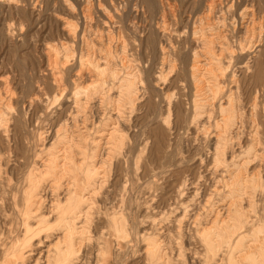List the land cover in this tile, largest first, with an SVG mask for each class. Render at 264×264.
<instances>
[{
  "label": "rangeland",
  "instance_id": "1",
  "mask_svg": "<svg viewBox=\"0 0 264 264\" xmlns=\"http://www.w3.org/2000/svg\"><path fill=\"white\" fill-rule=\"evenodd\" d=\"M258 230L264 0H0V264H264Z\"/></svg>",
  "mask_w": 264,
  "mask_h": 264
},
{
  "label": "bare ground",
  "instance_id": "2",
  "mask_svg": "<svg viewBox=\"0 0 264 264\" xmlns=\"http://www.w3.org/2000/svg\"><path fill=\"white\" fill-rule=\"evenodd\" d=\"M166 1V0H165ZM215 1V0H214ZM209 3V2H208ZM206 4V3H205ZM212 4V3H211ZM215 5V4H214ZM163 7V6H162ZM213 7V6H212ZM211 7V8H212ZM171 9V8H170ZM169 9V10H170ZM226 9V8H225ZM228 9V8H227ZM203 11V10H202ZM105 12V11H104ZM205 13V12H204ZM207 13V12H206ZM106 14V13H105ZM87 15V14H86ZM90 16V15H89ZM88 16V17H89ZM203 16V15H202ZM205 16V15H204ZM199 17V16H198ZM258 18V17H257ZM164 19V18H163ZM87 20H88V18H87ZM202 20V19H201ZM92 21V20H91ZM207 21H209V20H207ZM251 21H253V20H251ZM104 22V21H103ZM164 22V21H163ZM222 22V21H221ZM199 23V22H198ZM204 23V22H203ZM259 24V23H258ZM156 25V24H155ZM167 25V24H166ZM217 25V24H216ZM224 25V24H223ZM246 26V25H245ZM169 27V26H168ZM205 27V26H204ZM211 28V27H210ZM243 28V27H242ZM164 29V28H163ZM167 29V28H166ZM193 29V28H192ZM209 29V28H208ZM213 29V28H212ZM168 30V29H167ZM203 30V29H202ZM206 30V29H205ZM210 30V29H209ZM218 30H220V29H218ZM204 31V30H203ZM167 32V31H166ZM207 32V31H206ZM119 33V32H118ZM197 34V33H196ZM73 35V34H72ZM204 35H205V33H204ZM206 36V35H205ZM209 36V35H208ZM210 37V36H209ZM208 37V38H209ZM215 37V36H214ZM224 37V36H223ZM217 38V37H216ZM240 38V37H239ZM120 39V38H119ZM118 39V40H119ZM207 39V38H206ZM226 39V38H225ZM248 39V38H247ZM200 40V39H199ZM209 40V39H208ZM215 41H216V39H214ZM226 41V40H225ZM202 42V41H201ZM228 42V41H227ZM205 44V43H204ZM247 45V44H246ZM111 46V45H110ZM196 46V45H195ZM206 46V45H205ZM230 46V45H229ZM117 48V47H116ZM229 48V47H228ZM244 48V47H243ZM255 48V47H254ZM213 49H214V46H213ZM218 50V49H217ZM228 50V49H227ZM51 52V51H50ZM210 52V51H209ZM220 53V52H219ZM233 53H235V51L233 52ZM69 54V53H68ZM195 54V53H194ZM91 55V54H90ZM198 55V54H197ZM223 55V54H222ZM49 56V55H48ZM47 56V57H48ZM220 56H221V54H220ZM220 56H218V57H220ZM84 57V56H83ZM202 57V56H201ZM216 57H217V54H216ZM200 58V57H199ZM198 58V59H199ZM63 59V58H62ZM81 59V58H80ZM207 59V58H206ZM220 59V58H219ZM120 60V59H119ZM203 60V59H202ZM62 61V60H61ZM201 61V60H200ZM221 61V60H220ZM168 62H169V60H168ZM197 62V61H196ZM53 63V62H52ZM99 63V62H98ZM172 63V62H171ZM202 63V62H201ZM86 64V63H85ZM191 64H192V62H191ZM190 64V65H191ZM195 64V63H194ZM193 64V65H194ZM200 65V64H199ZM198 65V66H199ZM203 65V64H202ZM205 65V64H204ZM211 65H213V64H211ZM192 66V65H191ZM202 67V66H201ZM206 67V66H205ZM208 68H209V64H208V66H207ZM212 67V66H211ZM214 67V66H213ZM137 68V67H136ZM200 68V67H199ZM104 70H105V68H103ZM194 69V68H193ZM203 69V68H202ZM204 69H206V68H204ZM214 69V68H213ZM82 70V69H81ZM99 70V69H98ZM102 70V69H101ZM228 70V69H227ZM175 71V70H174ZM204 71V70H203ZM216 71V70H215ZM105 72V71H104ZM200 72H201V70H200ZM112 73V72H111ZM135 73V72H134ZM174 73V72H173ZM193 73V72H192ZM217 73V72H216ZM87 75V74H86ZM102 75H103V72H102ZM105 75V74H104ZM111 75V74H110ZM109 75V76H110ZM205 75V74H204ZM108 76V77H109ZM112 76V75H111ZM196 76V75H195ZM217 76V75H216ZM196 77H198V76H196ZM219 76H217V78H218ZM55 78V77H54ZM193 78H195V77H193ZM199 78V77H198ZM220 78V77H219ZM202 79H204V78H202ZM207 79V78H206ZM196 80V79H195ZM195 80H193V81H195ZM200 80V79H199ZM83 81V80H82ZM202 81V80H201ZM205 81V80H204ZM5 82V81H4ZM93 82V81H92ZM212 82V81H211ZM233 82H235V81H233ZM113 83V82H112ZM193 84H195V83H193ZM199 84V83H198ZM197 84V85H198ZM208 84V83H207ZM206 84V85H207ZM88 85V84H87ZM197 85H196V87H197ZM203 85V84H202ZM205 86V85H204ZM140 88V87H139ZM204 88V87H203ZM207 88V87H206ZM83 89V88H82ZM221 89V88H220ZM223 89V88H222ZM202 90V89H201ZM196 91V90H195ZM143 92V91H142ZM203 93H205V92H203ZM235 93V92H234ZM206 94V93H205ZM123 95H125V94H123ZM122 95V96H123ZM131 95V94H130ZM207 95H208V93H207ZM234 95V94H233ZM235 96V95H234ZM199 97V96H198ZM201 97V96H200ZM209 98H210V96H209ZM208 98V99H209ZM234 98V97H233ZM33 99V98H32ZM211 99V98H210ZM174 101V100H173ZM196 101V100H195ZM198 101H200V100H198ZM202 101V100H201ZM201 101H200V103H201ZM204 101V100H203ZM222 101V100H221ZM81 102V101H80ZM205 102V101H204ZM207 102V101H206ZM240 102V101H239ZM200 107V106H199ZM204 107V106H203ZM9 109V108H8ZM204 109V108H203ZM205 110V109H204ZM205 112V111H204ZM253 112V111H252ZM201 113H203V112H201ZM207 114V113H206ZM218 115V114H217ZM192 116H194V115H192ZM208 116V115H207ZM238 116V115H237ZM223 117V116H222ZM236 117V116H235ZM252 117V116H251ZM90 118V117H89ZM217 118V117H216ZM218 122V121H217ZM235 124V123H234ZM67 127V126H66ZM221 128V127H220ZM93 129V128H92ZM256 130V129H255ZM216 135V134H215ZM254 137V136H253ZM97 138V137H96ZM198 139V138H197ZM222 141V140H221ZM101 142V141H100ZM260 143V142H259ZM76 145V144H75ZM235 145V144H234ZM255 148V147H254ZM258 149V148H257ZM250 153V152H249ZM57 154V153H56ZM209 154V153H208ZM61 158V157H60ZM79 160V159H78ZM95 160V159H94ZM261 160V159H260ZM59 163V162H58ZM239 164V163H238ZM60 166V165H59ZM94 168V167H93ZM204 168V167H203ZM219 168V167H218ZM210 170V169H209ZM229 171V170H228ZM212 174V173H211ZM229 174V173H228ZM103 176V175H102ZM231 177V176H230ZM238 177V176H237ZM125 185V184H124ZM97 188V187H96ZM229 188V187H228ZM240 188V187H239ZM89 191V190H88ZM91 191H93V190H91ZM237 193V192H236ZM240 193V192H239ZM242 194V193H241ZM86 196V195H85ZM69 201V202H68ZM73 203H75V198L74 197H69L68 198V200H67V202H66V204L64 205V209H68V208H71V207H73L72 205H73ZM229 203V202H228ZM237 204V203H236ZM205 205V204H204ZM120 206V205H119ZM230 206V205H229ZM30 207V209H32V207L31 206H29ZM236 208V207H235ZM240 208V207H239ZM134 209V208H133ZM144 209V208H143ZM236 209H238V208H236ZM246 210V209H245ZM248 210V209H247ZM83 211V210H82ZM81 211V212H82ZM77 213V212H76ZM75 213V214H76ZM83 213V212H82ZM85 214V213H84ZM132 214H134V213H132ZM83 215V214H82ZM246 215H248V214H246ZM245 215V216H246ZM83 217V216H82ZM132 217V216H131ZM60 219H63V217H59ZM225 218V217H224ZM68 219V218H67ZM256 219V218H255ZM64 220H65V218H64ZM69 220V219H68ZM234 220V219H233ZM50 222V221H49ZM227 222V221H226ZM254 222V221H253ZM261 223V222H260ZM66 224V223H65ZM69 224V223H68ZM219 224V223H218ZM218 224H217V226H218ZM228 224V223H227ZM221 225V224H220ZM246 226V225H245ZM249 226V225H248ZM212 227V226H211ZM221 227V226H220ZM235 227V226H234ZM213 228V227H212ZM232 228V227H231ZM120 229V228H119ZM66 230V229H65ZM204 230H205V228H204ZM243 230V229H242ZM255 230V229H254ZM64 231V230H63ZM78 231V230H77ZM122 231V230H121ZM244 231V230H243ZM242 232V231H241ZM260 235V237H261V240H262V242H264V235H262V231L261 230H258L257 231ZM122 233H124L123 231H122ZM242 233H238L237 232V239H236V242H235V245L236 246H239V245H241L242 244V241H243V234L241 235ZM62 235H64V234H62ZM61 235V236H62ZM214 236H215V234H214ZM213 236V237H214ZM248 236V235H247ZM250 236V235H249ZM64 237V236H63ZM69 237V236H68ZM58 239V238H57ZM89 239V238H88ZM120 239V238H119ZM259 239V238H258ZM74 240V239H73ZM258 242V241H257ZM69 243V242H68ZM73 243V242H72ZM219 243L221 244H225V245H230V243H229V238L227 237V234L226 233H223L222 232V234L220 235V238H219ZM252 242H250V244H251ZM246 244V243H245ZM63 244H62V239L60 238V240L56 243V244H54V246H55V249H54V252H55V258H56V260L54 261V263L53 264H70L69 262H68V258L70 257V253H71V248L70 247H66L65 249H63L62 246ZM224 245V246H225ZM243 245V244H242ZM253 245V244H252ZM76 246V245H75ZM255 246V245H254ZM260 246V248H261V251H262V253L260 254L261 255V258H262V260L264 259V243H263V245L261 246V245H259ZM74 247V246H73ZM146 247H148V246H146ZM244 247V257H252V263L253 264H256V262L254 261V258H255V256H256V254L258 253L257 251H255L254 249H252V247H250V246H243ZM242 247V248H243ZM20 248L21 247H19L18 245L15 247H10V249H8L9 251V256H10V258L8 259V262H7V264H10V263H12V262H14L16 259H19V258H21L22 257V255L23 254H21V251H20ZM75 248V247H74ZM77 248V247H76ZM228 248V247H227ZM195 250V249H194ZM228 250V249H227ZM228 251H230V250H228ZM5 252H7V250L5 251ZM75 253V252H74ZM155 253V252H154ZM149 254H150V252H149ZM84 255V254H83ZM238 255H239V253H238ZM242 255H243V253H242ZM255 255V256H254ZM150 257H151V255H149ZM222 256V255H221ZM231 256V255H230ZM235 256H237V255H235ZM58 258V259H57ZM231 258H232V256H231ZM220 259V258H219ZM230 260V259H229ZM237 260V259H236ZM237 263V262H236ZM50 264H52V263H50Z\"/></svg>",
  "mask_w": 264,
  "mask_h": 264
}]
</instances>
